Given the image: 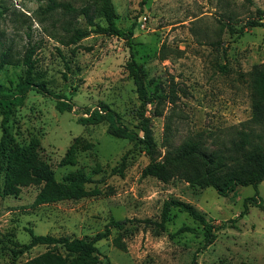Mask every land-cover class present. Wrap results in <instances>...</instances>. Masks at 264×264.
<instances>
[{"label":"rangeland","instance_id":"1","mask_svg":"<svg viewBox=\"0 0 264 264\" xmlns=\"http://www.w3.org/2000/svg\"><path fill=\"white\" fill-rule=\"evenodd\" d=\"M50 1L76 8L91 2L0 0V52H7L9 59L0 68V94L13 91L24 70L21 57L32 46L36 80L62 94L71 109L58 111L55 98L29 90L13 109L10 132L18 144L37 139V160L52 169L55 180L62 182L65 175L82 171L87 178L83 187L97 188L100 194L35 207L31 205L38 191L34 185L0 196V264L24 261L47 248L35 245L12 260L2 244L7 239L27 242V228L34 234L89 238L103 230L110 217L129 220L121 229L110 227L107 237L94 243L103 264H264V213L247 199L254 192L251 185L220 196L212 187H191L179 178L161 182L141 176L148 156L131 148L132 141L108 135L105 122H76L104 103L122 124L138 132L139 101L124 68L129 50L121 36L92 32L75 45L61 44L62 25L69 15L60 7L48 9ZM111 2L115 25L132 29L131 50L152 96L145 115L156 159L165 150L166 124L171 148L196 136L206 151L232 154L239 149L236 153H241L250 148L238 147L241 133H250L264 146V137L256 136L259 127L249 121L248 86V72L264 62V27L245 25L247 19H257L256 9L264 21V0ZM74 20L85 27L81 15ZM95 20L102 23L99 17ZM226 24L242 27L241 33L230 32ZM68 150L74 162L61 164ZM121 156L124 168L119 175L112 169ZM256 190V200L264 206V180ZM167 198L191 204L218 227L213 241L204 245L202 225L177 207L170 208L163 229L144 225L145 218L158 220ZM245 199L246 212L239 215ZM182 226L191 229L178 231Z\"/></svg>","mask_w":264,"mask_h":264},{"label":"trees","instance_id":"2","mask_svg":"<svg viewBox=\"0 0 264 264\" xmlns=\"http://www.w3.org/2000/svg\"><path fill=\"white\" fill-rule=\"evenodd\" d=\"M47 7L48 9L60 7L64 13L69 15V20L62 25L63 35L59 38L61 44L75 45L81 38L92 32L121 36L129 50V57L124 63V68L132 80L139 101L137 128L140 134L122 124L117 113L104 103H100L98 109L87 111L85 116L78 117L77 123L96 124L105 122V132L108 135L132 141L131 148L138 149L148 156L147 163L141 168V176L149 175L161 182L179 178L191 187H212L220 196H226L238 186L251 185L254 192L247 199L257 204L264 213V206L261 205L259 199L256 200V186L264 180V146L262 147L253 141L250 133H241L239 137V148H243L245 145L250 146L248 150L241 153H236L239 149L234 150L232 154L221 149L206 151L200 145V138L196 136L188 137L175 148H171L167 142L169 126L166 124L163 136L165 150L160 159L153 156L156 145L149 117L145 115V106L151 102L152 96L147 93L142 67L135 60L131 50L132 29L129 27L124 31L115 25L116 13L111 0H91L79 8L70 5L68 2L50 1ZM2 12L0 9V18ZM76 15H81L85 27L76 25L77 22L74 20ZM256 15L257 19H247L245 25L264 27V21L260 20L262 12L259 9H256ZM96 17L101 18L102 23L96 21ZM226 25L230 32L241 33L242 31V27L236 29L229 24ZM32 54L33 47H26L21 57V63L24 66L22 75L18 77L13 91L8 94H0V196L16 194L20 187L34 185L38 187L31 203L35 207L63 199H78L84 196L98 195L100 194L99 189L87 190L83 187L87 178L82 171L65 175L62 182L55 180L52 169L46 163L37 160V139L31 137L26 144H18L10 132L9 122L13 109L22 104L29 90H35L55 98L54 106L58 111L71 109V105L62 99L64 98L62 94L51 91L45 86L44 81L36 80L38 76L33 71ZM8 60V53L0 52V68ZM248 86L251 106L249 121L259 127V133L256 136L262 138L264 137V62L254 65L250 69ZM155 112V114H160L158 111ZM73 162L74 158L71 156L70 150L60 159L61 164H72ZM123 168L124 156H121L118 167L112 171L122 175ZM246 206L245 199L239 215L246 212ZM171 207H177L186 212L202 225L204 245L213 241L214 231L218 227L206 221L194 206L179 199L167 198L163 200L158 220L145 218L142 222L144 225H153L163 229L169 219ZM128 220L127 218L114 219L110 217L103 230L94 233L89 238L34 234L30 228H27L26 230L30 235L27 242L19 243L7 239L3 242L2 247L9 252L12 260L35 245L47 247L44 251L24 261L11 262V264H103L98 257L99 253L94 243L106 238L110 227L121 229ZM190 229L188 226H182L178 228V231ZM104 264L108 263L105 262Z\"/></svg>","mask_w":264,"mask_h":264}]
</instances>
